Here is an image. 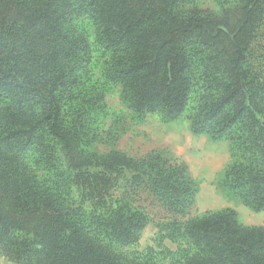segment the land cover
<instances>
[{
	"label": "trees",
	"instance_id": "16d2710c",
	"mask_svg": "<svg viewBox=\"0 0 264 264\" xmlns=\"http://www.w3.org/2000/svg\"><path fill=\"white\" fill-rule=\"evenodd\" d=\"M196 0H0V255L14 264H153L115 252L137 241L147 219L107 202L130 171L174 214L195 189L187 167L162 151L133 159L94 154L104 95L89 85L91 51L73 22L83 13L109 54L106 77L141 120L188 116L190 131L227 140L216 185L264 210V0H218L220 11L182 9ZM83 202L74 200L72 187ZM194 252L182 264H264V227L231 208L183 227Z\"/></svg>",
	"mask_w": 264,
	"mask_h": 264
},
{
	"label": "rangeland",
	"instance_id": "374dc122",
	"mask_svg": "<svg viewBox=\"0 0 264 264\" xmlns=\"http://www.w3.org/2000/svg\"><path fill=\"white\" fill-rule=\"evenodd\" d=\"M235 0H227L231 5ZM207 9L220 11L218 0H196L186 3L182 9ZM75 27L82 33L90 47L91 64L89 85L101 90L106 105L100 118L96 138L84 148L94 154H106L112 150L122 152L133 159H140L152 151H162L172 160L187 167V179L195 189V196L188 210L182 214L167 211L160 199L145 184H134L130 171H124L112 182L107 202L122 201L141 210L147 219L136 242L129 245L113 243L111 248L135 261L153 264H182L194 252V246L185 236V222L208 211L233 209L238 220L245 225L264 227V210L255 212L238 199L228 198L216 185L221 170L230 161V145L227 140L212 141L205 134L190 131L188 116L194 100L186 113L174 120H165L157 113H147L141 120L135 118L121 98V87L106 77L109 54L95 39L92 21L83 13L74 15ZM3 102L0 101V108ZM74 200L90 205L82 199L80 188L72 187ZM10 264L0 258V264ZM14 264V263H11Z\"/></svg>",
	"mask_w": 264,
	"mask_h": 264
},
{
	"label": "crops",
	"instance_id": "0c3cea01",
	"mask_svg": "<svg viewBox=\"0 0 264 264\" xmlns=\"http://www.w3.org/2000/svg\"><path fill=\"white\" fill-rule=\"evenodd\" d=\"M2 256L0 255V258H1ZM3 258V257H2ZM9 264V263H8ZM11 264V263H10Z\"/></svg>",
	"mask_w": 264,
	"mask_h": 264
}]
</instances>
